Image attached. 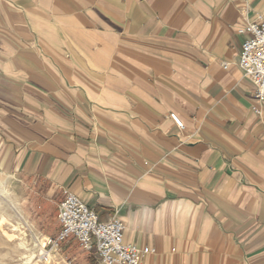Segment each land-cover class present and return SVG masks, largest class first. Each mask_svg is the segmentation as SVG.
<instances>
[{
	"label": "crops",
	"instance_id": "1",
	"mask_svg": "<svg viewBox=\"0 0 264 264\" xmlns=\"http://www.w3.org/2000/svg\"><path fill=\"white\" fill-rule=\"evenodd\" d=\"M259 18L264 0H0V171L45 235L72 192L155 248L140 264H264V101L237 32ZM53 254L100 264L73 237Z\"/></svg>",
	"mask_w": 264,
	"mask_h": 264
},
{
	"label": "built area",
	"instance_id": "2",
	"mask_svg": "<svg viewBox=\"0 0 264 264\" xmlns=\"http://www.w3.org/2000/svg\"><path fill=\"white\" fill-rule=\"evenodd\" d=\"M237 32L243 36L238 66L254 84L253 96L264 101V18L248 22ZM255 111L260 113V110ZM169 117L180 130L184 128L177 114L171 112ZM57 222L58 232L46 237L41 247L39 260L42 262H49L53 252L70 237L83 250L94 245L100 264H140L147 254L156 251L155 248L126 242L120 220L100 221L96 213L72 192H66L59 203Z\"/></svg>",
	"mask_w": 264,
	"mask_h": 264
},
{
	"label": "rangeland",
	"instance_id": "3",
	"mask_svg": "<svg viewBox=\"0 0 264 264\" xmlns=\"http://www.w3.org/2000/svg\"><path fill=\"white\" fill-rule=\"evenodd\" d=\"M0 177L6 180L4 186L0 185V264H24L29 257L28 264H73L55 254L49 262L39 260L41 247L49 237L43 231L51 230L54 224L51 212L39 209V199L25 180L3 171Z\"/></svg>",
	"mask_w": 264,
	"mask_h": 264
},
{
	"label": "bare ground",
	"instance_id": "4",
	"mask_svg": "<svg viewBox=\"0 0 264 264\" xmlns=\"http://www.w3.org/2000/svg\"><path fill=\"white\" fill-rule=\"evenodd\" d=\"M5 182H6V180L3 177H0V185L4 186L5 185ZM20 245L22 246L23 244L20 243ZM26 258H27V256H26ZM30 259L31 258L29 257L26 261H24V264L31 263L30 262Z\"/></svg>",
	"mask_w": 264,
	"mask_h": 264
}]
</instances>
